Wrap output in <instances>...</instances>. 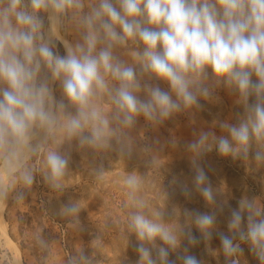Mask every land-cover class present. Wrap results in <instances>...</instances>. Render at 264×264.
Instances as JSON below:
<instances>
[{"label":"clouds","instance_id":"9594fccd","mask_svg":"<svg viewBox=\"0 0 264 264\" xmlns=\"http://www.w3.org/2000/svg\"><path fill=\"white\" fill-rule=\"evenodd\" d=\"M220 88L243 116L215 120L221 135L193 133L185 146L193 174L181 192L200 196L211 212L182 208L171 203L176 179L163 184L166 159L138 146L133 133L141 118L157 128L203 110L201 101L219 103ZM253 144L252 158L264 165V0H0V206L26 201L38 176L63 194L73 148L101 182L108 172L101 154L139 157L147 171L124 177L125 215L105 225L119 227L126 248L135 236L137 264H205L192 252L202 242L224 264H241L243 245L264 264V198L245 195L231 208L201 165L213 150L247 161ZM149 172L161 178L162 204L143 194ZM225 208L227 233L218 229ZM82 209L69 199L59 210L77 233ZM53 242L43 226L35 233L40 264H99V231L91 254L81 246L58 260Z\"/></svg>","mask_w":264,"mask_h":264},{"label":"rangeland","instance_id":"374dc122","mask_svg":"<svg viewBox=\"0 0 264 264\" xmlns=\"http://www.w3.org/2000/svg\"><path fill=\"white\" fill-rule=\"evenodd\" d=\"M67 38L72 39L71 36ZM57 50L61 55L64 54L63 45L59 42H57ZM217 95L220 97L219 103L210 104L201 101L205 105L203 110L194 114H178L157 128L147 126L141 118L133 133L137 137L138 146H151L154 150H159L161 156L166 159L167 162L161 169L163 184L167 188L173 178L176 179L171 203L182 208L211 212V208L200 196L195 195L191 200H187L181 192V187L185 183L190 184L193 174L189 155L185 149L186 144L195 138L193 133L212 130L217 135H221L223 133L219 127H213L215 120L227 119L230 123L236 124L243 116V108L235 103V97L227 90L220 88L217 90ZM173 138L177 140L175 148L168 143ZM255 150L256 146L253 144L247 161L222 157L216 150L208 153L201 161L213 188L220 189L217 199H227L231 208L238 209V201L245 195L264 198V165H258L252 158ZM71 156L70 168L73 173L67 182L69 187L63 194L52 193L38 176L33 193L26 201L19 205H12L10 202L9 205L3 206V211H0V264H15L16 255L19 257V264H40V252L35 246L34 235L41 226L44 228L45 237L54 240L52 248L58 260L81 246H85L86 253L91 254L93 250L90 248V243L99 231L102 236V247L96 253L99 264H137L138 255L135 246L138 241L135 236L129 237L130 243L126 248L127 241L121 235L119 227L109 228L105 225L109 216L120 218L125 215L123 204L127 197L122 181L131 171L142 173L147 171L142 160L135 157L132 161L126 162L118 160L115 153L101 154L97 160L108 170L101 182L91 174L87 157L75 148L72 149ZM160 183L161 178L149 172L143 194L152 205L163 203ZM69 199H78L83 208L80 212V220L84 230L80 233L69 228L66 225L67 220L59 215L61 205L66 204ZM228 214L229 209L225 208L218 223V229L225 233H227ZM193 232L199 235L195 228ZM156 243L162 242L157 240ZM211 247L219 248L218 237L214 236ZM243 247L241 264H259L248 246L243 245ZM192 252L204 260L205 264H224L223 255L209 254L203 242L193 248Z\"/></svg>","mask_w":264,"mask_h":264},{"label":"bare ground","instance_id":"6f19581e","mask_svg":"<svg viewBox=\"0 0 264 264\" xmlns=\"http://www.w3.org/2000/svg\"><path fill=\"white\" fill-rule=\"evenodd\" d=\"M0 211L2 212L3 211V206H0ZM2 221H3V219H1ZM1 223V222H0ZM1 225V224H0ZM16 257H17V260L15 261V264H19L20 263V261H19V257H18V255H16Z\"/></svg>","mask_w":264,"mask_h":264}]
</instances>
